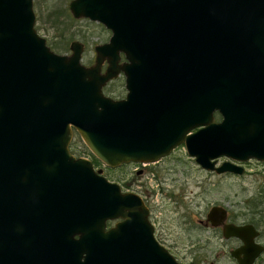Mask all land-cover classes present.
I'll list each match as a JSON object with an SVG mask.
<instances>
[{"label": "water", "instance_id": "95a60500", "mask_svg": "<svg viewBox=\"0 0 264 264\" xmlns=\"http://www.w3.org/2000/svg\"><path fill=\"white\" fill-rule=\"evenodd\" d=\"M32 7L0 0V264H180L142 199L70 154L72 130L110 169L181 145L219 175L264 163V0H71L74 19L111 33L91 67L76 42L70 56L46 46ZM120 73L128 94L114 101L102 89ZM226 218L218 206L207 214L242 243L237 264H253L258 233Z\"/></svg>", "mask_w": 264, "mask_h": 264}, {"label": "rangeland", "instance_id": "374dc122", "mask_svg": "<svg viewBox=\"0 0 264 264\" xmlns=\"http://www.w3.org/2000/svg\"><path fill=\"white\" fill-rule=\"evenodd\" d=\"M70 1L32 0L34 29L57 55L70 56V43L81 44V64L90 67L95 59L94 47L107 43L111 33L95 22L74 19L68 10ZM104 93L114 100L123 97V80H114ZM70 145L73 155L88 159L94 171L101 170L107 181L130 185L134 193L147 199L153 215V236L180 264H235L228 250L239 247L240 240L225 242L222 233L206 222L208 211L215 206L229 213L230 222L256 225L261 232L258 242L264 245V163L233 162L244 169L243 175H219L201 170L182 147L139 176L135 173L145 167L109 170L95 162L76 133ZM225 161L228 158H218L216 165ZM224 244L227 248L222 249ZM222 250L224 253L218 254ZM254 264H264V254Z\"/></svg>", "mask_w": 264, "mask_h": 264}, {"label": "flooded vegetation", "instance_id": "af4514ba", "mask_svg": "<svg viewBox=\"0 0 264 264\" xmlns=\"http://www.w3.org/2000/svg\"><path fill=\"white\" fill-rule=\"evenodd\" d=\"M46 41V40H45ZM72 43H74V42H71L70 43V45L72 44ZM77 43V42H76ZM79 44V43H78ZM105 44V43H104ZM46 45H47V43H46ZM70 45H69V49H70ZM79 45H81V44H79ZM102 45V44H101ZM82 46V45H81ZM47 47H49L48 45H47ZM96 47V46H95ZM95 47H94V58H95V56H96V53H95ZM50 48V47H49ZM50 50H52L51 48H50ZM83 50V49H82ZM53 51V50H52ZM54 52V51H53ZM70 52H72L71 51V49H70ZM55 53V52H54ZM56 54V53H55ZM81 55H82V53H81ZM120 57H121V60L119 61V65H123L125 62H126V59H125V57L123 56V55H120ZM95 60H96V58L94 59V62H93V64L95 63ZM92 64V65H93ZM91 67V66H90ZM107 67V61L105 60L104 62H103V64H102V73L106 70L105 68ZM118 78H121L122 80H123V89H125V80H126V78L123 76V74L122 73H120L116 78H114V80H116V79H118ZM114 80H111L109 83H107L104 87H103V93H104V91H105V89H106V87L109 85V84H111L112 82H114ZM127 94H128V91H127V89H125V95L123 96V97H121V98H119V99H115L116 101H123V100H125V98H126V96H127ZM104 95L106 96V94L104 93ZM106 97H108V98H110L109 96H106ZM111 100H114V99H112V98H110ZM114 100V101H115ZM213 122L214 123H220L221 121H222V117L217 113V112H215V113H213ZM74 133H76V134H78L77 132H76V130L75 129H73L72 130V138H73V136H74ZM79 135V134H78ZM80 136V135H79ZM72 138H71V140H70V142H69V146H68V148H69V152H70V154L72 155V156H74V158L76 157V158H83V157H81V156H77V155H73L72 153H71V151H70V147H71V145H70V143H71V141H72ZM81 138V137H80ZM82 140V139H81ZM180 148H182V146L181 147H179V149ZM134 166V167H145L144 169H139V171H138V173H135V174H137V175H139L140 176V174H143L142 172H145V170H146V168L147 167H150V165H152V164H150V165H142V164H136V163H128V164H124V165H121V166H119L118 168H121V167H128V166ZM117 168V169H118ZM106 169H109V168H106ZM117 169H115V170H117ZM109 170H112V169H109ZM125 185V184H124ZM123 184L120 186V188H121V192L122 193H125V194H130V193H132V194H134V195H137L140 199H142V202H143V205H145V207L147 208V211H148V220H149V223H150V225L152 226V224H151V219H152V217H153V215H152V210H151V207H150V205H148L147 204V199H145L142 195H139V193L137 194V193H134V191H132V189H131V187H130V185L129 186H127V185H125L124 186ZM126 188L125 190L123 189V188ZM219 207V206H218ZM221 208V207H220ZM225 212H227V211H225ZM228 216H229V213L227 212V218H226V220L224 221L225 223V225H227V224H232V225H234V226H248V225H250V226H252V228L254 229V231L255 232H257L258 233V235H257V237L254 239V242L257 244V245H261L262 247H263V251H262V254L261 255H263L264 254V245L262 244V243H259L258 242V239H259V236H260V233L261 232H259L258 231V229H257V227H256V225H254V224H236V223H234V222H230L229 220H228ZM120 220H115V221H110V222H108L107 224H106V228H107V230H109L111 227H113L116 223H118ZM206 222L207 223H209L208 221H207V215H206ZM211 225V224H210ZM152 228H153V233L155 232V230H154V226H152ZM216 230H218L220 233H222V230H223V226H217L216 228H215ZM154 237V236H153ZM222 237L224 238V236H223V233H222ZM155 238V237H154ZM229 239V240H228ZM228 239H225L224 238V240H225V242H228V241H230V240H235V241H237V239H235V238H228ZM155 240H156V238H155ZM239 240V239H238ZM156 242L160 245V243L156 240ZM241 243V242H240ZM242 246V243L241 244H239V247H241ZM239 247H234V248H229V250H228V254H230V256H231V258L235 261V264H237V262H236V260L232 257V255H231V252L232 251H235V250H237V249H239ZM224 248H227V245L226 244H224L223 246H222V249H224ZM224 253V250H222V251H219V253L218 254H223ZM261 255H260V257H261ZM219 255H216V257H218ZM259 257V258H260ZM258 258V259H259ZM258 259L256 260V261H258ZM255 261V262H256ZM254 262V263H255ZM253 263V264H254Z\"/></svg>", "mask_w": 264, "mask_h": 264}, {"label": "trees", "instance_id": "16d2710c", "mask_svg": "<svg viewBox=\"0 0 264 264\" xmlns=\"http://www.w3.org/2000/svg\"><path fill=\"white\" fill-rule=\"evenodd\" d=\"M95 162H97V160Z\"/></svg>", "mask_w": 264, "mask_h": 264}]
</instances>
